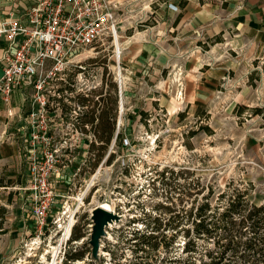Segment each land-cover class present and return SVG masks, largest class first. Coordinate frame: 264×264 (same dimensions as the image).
<instances>
[{"label": "rangeland", "instance_id": "obj_1", "mask_svg": "<svg viewBox=\"0 0 264 264\" xmlns=\"http://www.w3.org/2000/svg\"><path fill=\"white\" fill-rule=\"evenodd\" d=\"M203 49L210 53L209 46ZM113 50L109 43L96 45L72 58L66 75L49 89L51 108L68 110L72 116H63L60 128H42L43 138L32 140L26 128L31 90L16 91L8 106L0 104V208L6 209L3 220L0 217V264H125L134 242L126 243L128 232L148 221L139 220L142 212L154 215V205L164 200L159 182L164 170L165 176L173 172L177 178L170 193L175 197L178 184H210L217 194L232 181L250 183L251 202L264 201V117L251 121L264 109L247 107V82L223 86L219 98L182 104L181 111L169 115L166 96L162 104L151 100L156 97L149 91L155 81L141 89L134 78L122 85L120 74L119 92ZM252 79L254 89L259 77ZM160 86L166 91V84ZM106 114L113 115L114 136L97 162L105 143L94 130L107 127ZM49 155L57 161L52 183L58 196L50 216L59 221L39 233L30 216L35 195L30 179L33 164L43 163ZM96 203L109 205L118 219L105 228L99 251L92 256L90 214ZM181 207L176 202V208ZM68 220L73 226L65 244L56 223L65 225ZM74 232L81 237L70 241ZM176 241L173 251L178 253L182 240ZM69 251L83 256L66 260L64 253Z\"/></svg>", "mask_w": 264, "mask_h": 264}, {"label": "crops", "instance_id": "obj_2", "mask_svg": "<svg viewBox=\"0 0 264 264\" xmlns=\"http://www.w3.org/2000/svg\"><path fill=\"white\" fill-rule=\"evenodd\" d=\"M111 1L121 16L119 66L125 85L134 78L142 89L155 81L151 100L167 99V113L175 115L182 104L219 98V88L241 80L247 82V107L264 109V0ZM254 76L259 82L253 89ZM161 84L166 91H160ZM263 114L251 121H262Z\"/></svg>", "mask_w": 264, "mask_h": 264}, {"label": "built area", "instance_id": "obj_3", "mask_svg": "<svg viewBox=\"0 0 264 264\" xmlns=\"http://www.w3.org/2000/svg\"><path fill=\"white\" fill-rule=\"evenodd\" d=\"M4 7L0 12V103L8 106L16 91L31 90L26 128L32 140L43 138L42 128H60L63 116H72L68 110L51 108L49 89L63 79L80 50L109 43L120 68L118 5L111 0H10ZM168 7L176 9L171 4ZM56 162L49 155L32 166L30 191L35 195L30 216L39 233L48 223L59 221L50 216L58 198L52 183ZM63 224L56 223L66 244L73 223L68 220Z\"/></svg>", "mask_w": 264, "mask_h": 264}, {"label": "trees", "instance_id": "obj_4", "mask_svg": "<svg viewBox=\"0 0 264 264\" xmlns=\"http://www.w3.org/2000/svg\"><path fill=\"white\" fill-rule=\"evenodd\" d=\"M254 111L259 112V109ZM112 118L113 115L106 114L107 127L94 130L98 140L105 143L97 162L104 158L106 146L114 136ZM165 172L159 174V182L165 190L164 200L154 205V215L142 212L143 218L139 220L143 222L148 218V221L128 232L131 236L126 243L134 242L130 245L132 256L125 264H264V201L251 202L250 183L229 181L215 194L210 184L197 182L193 187L187 182L178 184L180 189L175 197L170 193L176 189L177 178L173 172L169 176H165ZM176 202L182 207L176 208ZM5 212V208H0L2 220ZM183 220L185 225L181 226ZM80 237L74 232L70 241ZM179 238L181 249L176 253L173 250ZM64 255L66 260L72 261L83 256L79 252L70 254V251Z\"/></svg>", "mask_w": 264, "mask_h": 264}, {"label": "water", "instance_id": "obj_5", "mask_svg": "<svg viewBox=\"0 0 264 264\" xmlns=\"http://www.w3.org/2000/svg\"><path fill=\"white\" fill-rule=\"evenodd\" d=\"M90 219L93 222V226L89 244L92 256H96L100 248V239L106 235L105 228L118 217L113 212L94 206L91 210Z\"/></svg>", "mask_w": 264, "mask_h": 264}, {"label": "bare ground", "instance_id": "obj_6", "mask_svg": "<svg viewBox=\"0 0 264 264\" xmlns=\"http://www.w3.org/2000/svg\"><path fill=\"white\" fill-rule=\"evenodd\" d=\"M118 46H119V43H118ZM119 69H120V68L116 67L117 74H118V72H119ZM120 104H121V103H120ZM96 174H97V173H96ZM96 206H99V207H101V208H103V209H105V210H107V211L112 212V209H111L110 206L107 205V204H104V203H96ZM68 233H69V225H68L67 228H66L65 235H68Z\"/></svg>", "mask_w": 264, "mask_h": 264}]
</instances>
